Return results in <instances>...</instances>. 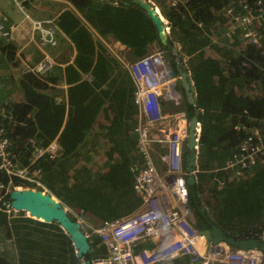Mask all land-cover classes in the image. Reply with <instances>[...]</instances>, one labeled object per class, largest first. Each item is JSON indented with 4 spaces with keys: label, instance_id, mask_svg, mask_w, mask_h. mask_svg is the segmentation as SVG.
Returning a JSON list of instances; mask_svg holds the SVG:
<instances>
[{
    "label": "trees",
    "instance_id": "obj_1",
    "mask_svg": "<svg viewBox=\"0 0 264 264\" xmlns=\"http://www.w3.org/2000/svg\"><path fill=\"white\" fill-rule=\"evenodd\" d=\"M67 1L76 12L64 10L56 24L69 39L65 49L68 52L70 48L73 59L44 76L32 72L14 76L10 68L16 65V46L2 40L0 109L4 108L6 114L3 125L8 149L17 163L27 166L35 150H44L31 163L30 171L38 170L37 179L71 209V218L98 225L130 213L139 204L131 170L138 154L129 74L102 43L95 42L91 29L102 37L111 35L124 45L142 39L135 55L146 52L157 38L151 19L133 1ZM255 1L182 0L171 5V0H153L168 21L169 33L163 47L170 66L178 75L181 71L188 77L189 73L195 93L192 102L188 96L184 98L188 116L196 114L201 125V167L199 164L196 181L187 184L188 206L196 226L199 230L210 228L211 221H216L224 236L258 239L264 254V158L231 180L222 170L210 171L217 167L215 164L204 166L202 161L207 155L219 162L218 146L224 157L229 155L250 131L252 119L259 121L264 135V36L259 46L248 43L239 33L227 38L224 24L229 20L228 8L251 6ZM145 34L152 37H141ZM41 56L36 52L32 63ZM56 78L67 84L66 101L57 102L44 91L47 85L42 80ZM110 100L115 115L108 111L103 114ZM235 122L246 128L235 129ZM112 126L113 133L108 130ZM51 142L57 144V154L45 151ZM108 146L111 151L107 154ZM104 150L107 159L93 167L94 157L102 156ZM188 153L185 147V155ZM215 177L223 180L221 186ZM103 178L121 190L124 205L86 209L89 200L84 194ZM12 185L37 187L31 181L22 183L17 179L9 184L8 175L0 169L1 200L8 199L6 189ZM205 190L214 202L211 211L204 207L210 202L200 200ZM88 240L90 253L78 258L58 226L12 218L4 207L0 209V264H85L91 253L103 250L97 235H89ZM165 264L190 262L183 256Z\"/></svg>",
    "mask_w": 264,
    "mask_h": 264
},
{
    "label": "built area",
    "instance_id": "obj_2",
    "mask_svg": "<svg viewBox=\"0 0 264 264\" xmlns=\"http://www.w3.org/2000/svg\"><path fill=\"white\" fill-rule=\"evenodd\" d=\"M13 0L19 10L23 2ZM176 1L171 0V5ZM226 11L232 27L242 31L244 39L253 45H260L264 36V0H256L253 5L239 4ZM25 18L32 29L52 34L43 28L45 20H36L29 13ZM14 25L0 21V37L12 40ZM49 42L54 43L53 38ZM125 60V63H124ZM161 44L153 41L146 52L127 55L123 58L134 83L131 103L137 116L135 128L138 156L132 164L134 189L139 196V204L128 214L113 220H106L90 229V235H97L103 245L101 252L90 255L91 264H165L186 256L190 264H264V254L257 249H231L227 245H209L192 221L188 206L187 177L199 172L200 167L187 171L183 166V147L188 136L189 116L186 102L181 94L180 76L174 71ZM49 61L26 68L24 72L43 73L49 69ZM189 80V73L187 72ZM192 84L191 80H189ZM190 84V85H191ZM193 94L194 91H192ZM4 108L0 109V169L8 176H17L44 187L29 174L30 169L17 163L15 155L8 149L3 119ZM237 130L246 128L237 122ZM250 131L239 141L232 157L224 165L210 171H230L234 176L264 158V136L261 125L251 120ZM193 147L195 160L199 153V135ZM58 146L51 143L45 151L56 153ZM44 150L34 153L38 158ZM38 172V170H35ZM219 186L223 180L214 178ZM14 187V186H13ZM0 197V205H1ZM80 221V220H79ZM84 222V221H81Z\"/></svg>",
    "mask_w": 264,
    "mask_h": 264
},
{
    "label": "water",
    "instance_id": "obj_3",
    "mask_svg": "<svg viewBox=\"0 0 264 264\" xmlns=\"http://www.w3.org/2000/svg\"><path fill=\"white\" fill-rule=\"evenodd\" d=\"M130 1H133L141 9H143L146 15L151 19L155 27V34L157 38L156 43L164 45L167 41V33H168L167 19H165V17L161 15V13L156 9V6H154L153 3H151L149 0H130ZM125 3L128 4L129 1H125ZM0 21H2L3 23L6 22L5 19H3V17L0 18ZM5 24L8 25L7 23ZM224 24H226L225 35L227 38H232L233 34L235 33H239V34L242 33V31L239 28L232 27L231 20H228ZM217 26L219 27V25ZM241 38H244L242 34H241ZM7 41L10 42L9 40ZM169 64L170 62H168V65ZM32 73H36V72H32ZM37 75L40 74L37 73ZM186 78H187L186 75L184 73H181L180 79L184 83V87L188 90L187 95L189 101L192 102L194 99V94L192 92L193 89L191 88V85L189 86V84H187L188 82ZM189 80L191 79L189 78ZM199 123L200 122L196 114L192 115L189 118L188 136L185 141V146L186 149L191 153L186 156L187 165L189 166V168H187V171L192 170L195 167V166L193 167V165L197 164V160H195L192 151L196 143L195 131ZM233 153H235L234 150L224 158L222 165H219L217 167L218 168L222 167L226 159L232 157ZM28 166H30V164ZM225 173H227L228 178L230 180L234 178L232 172L225 171ZM193 181H194V177L192 175L187 177V184H191ZM17 186L20 187H16V186L7 187L6 191L8 193V199L2 200L0 209L4 207L6 213L10 215H14L15 218H19L20 215H23L26 218L34 219L41 223L58 226L60 230L67 235L68 240L71 242L75 250L76 257L82 258L86 253H90L91 251L90 243L88 240V236L85 232L84 226L78 220H75L70 217L68 212L69 208L65 206L59 198H57L48 189L47 190L44 189V187L37 186L34 188H30L22 185H17ZM200 234L206 238L209 245L211 244V245L222 246L225 244L227 246H233L237 248L239 247L243 249H257V250H259L260 248L258 239L254 237L245 238V239H235L232 236H224L220 228L216 226H212L211 228H207V229H200ZM216 263H220V262H214V263L209 262L208 264H216ZM85 264H91L90 259H86Z\"/></svg>",
    "mask_w": 264,
    "mask_h": 264
},
{
    "label": "crops",
    "instance_id": "obj_4",
    "mask_svg": "<svg viewBox=\"0 0 264 264\" xmlns=\"http://www.w3.org/2000/svg\"><path fill=\"white\" fill-rule=\"evenodd\" d=\"M149 1L151 3H153V5L156 6V8L159 10L158 6L153 2V0H149ZM33 4H34V6L31 3H27L24 6L25 9L28 12L31 10V12H29V13H31V17H34L36 19V16H37V18L40 17V18L50 19L52 25H54V19L64 9H71V10L76 12L74 7L68 1H65V0H34ZM42 11L47 12V14L42 15L40 13ZM1 17H3V19H5V21H6L5 23H7L8 25L12 24V23H15V24L17 23L16 27L13 30L14 33L12 32V37L15 40L14 41L12 39V41H13L14 45L16 46V52H15V57L16 58L15 59L18 58V52L21 49V47H24V52H27V56H28V53H29V57L30 58H31V56L33 58V56H34V54L36 52L41 53V55H42L41 58L39 59V61L42 60L44 57L46 58L47 53L45 52V48H43V45L45 44L44 41L43 40H39L40 44L37 43V40L35 39V37H33L34 33L30 32V27H29V24L27 23L28 20L25 18V15H23V12L21 10L17 9L16 7L14 8L13 6L11 7L6 0H0V18ZM91 32H92V35L94 37L95 42L102 43V45L105 46L107 48V50L112 53V55L115 57V59L119 62L120 66L123 67V69H125V68L123 66L122 58L126 59L127 55H135L136 52H137V47L136 46L141 45V42L143 41L142 39H140V40L137 39L136 41H134L130 45H124V44L120 43L119 41L115 40L113 38V36H111V35H108L106 37H102L93 29H91ZM37 35L38 34L35 33L34 36H37ZM146 36H149L151 38L152 34L151 35L145 34V35H143L141 37H146ZM57 39L59 40V42H63V45L68 46L69 39L67 38L66 35H64V33L60 32L58 30H57ZM22 42H24V43H22ZM59 42H58V45H59ZM0 43H2V40H0ZM20 45H23V46H20ZM35 45H37V48L35 47ZM18 46H20V48H18ZM64 49H63V55L65 56L64 57L65 62H63L64 60L62 61L60 58H59L60 60L53 59V60H55V62L52 61V62H54V66L53 67L59 66V67L63 68L65 63L70 62L73 59L72 51L70 50V48H69L68 52H67L66 49L65 50ZM21 51H22V49H21ZM21 54H23V51H22ZM118 56L121 58V60L118 58ZM32 64H35V63H32ZM32 66H34V65H32ZM127 73H128V71H127ZM129 77H130V75H129ZM58 78L42 80L47 85L45 87L44 91L48 95L53 96V98L57 102L66 101V99H67V91H66L67 84L65 83L64 80H62V78L61 79H58ZM130 80H131L132 84H131V90L129 91V94H131L132 90L134 89V83H133V80L131 79V77H130ZM186 80L188 82V79H186ZM187 84H189V86H190V83H187ZM179 85H180L181 94L183 96L187 97L188 96L187 95V91L188 90L184 87V83L181 81V79H180V84ZM114 109H115V107H114V105L112 103V100H110L107 103V105L104 107L103 114H105L108 111L110 114L115 115V114H113L114 111H115ZM132 112H133L132 113V118L136 119V124H137V116H136V112H135L134 107L132 108ZM103 114H102V116H103ZM135 128H136V126L134 127V131H135ZM51 143H55V142H51ZM185 147L186 146L184 144V147H183L184 154L182 153V157H183L184 169L187 170V168H189V166L187 165L186 156L188 154H190L191 152L189 151V153L185 155ZM221 149H222L221 146H218L217 149H216V150H219V153H217V154H219V158H220L219 162L217 160L211 158V157H207V155H206V156L203 157L204 160H202L204 166H211L212 163L215 164V166L222 165L225 157L222 155V152L220 151ZM47 153H49V152H47ZM135 153H137V146L135 148ZM192 153H193V151H192ZM49 154H51V153H49ZM55 154H57V153H55ZM198 158H199V155H198V157L196 159L197 160V164L196 165L199 166L200 161H198ZM194 166H195V164L193 165V167ZM200 167H201V164H200ZM197 173L194 176L192 175L194 177V181L192 183H194L196 181V177L199 174V173L198 174ZM46 190H47V188H46ZM200 200H201V202L210 201L209 206H212L214 204L212 197H210V194L207 193L206 190L200 195ZM204 207L206 208V206H204ZM191 214H192V221L196 225L195 218L193 216L192 211H191ZM215 223H217V222L216 221H211V227L212 226H216V227L220 228V230L223 232L221 227L219 225L215 224ZM205 229H207V228H205ZM248 238H250V237H248ZM262 238L264 239V230L262 232ZM243 239H245V238H243ZM230 247L232 249H238L237 247H233V246H230ZM216 264H220V263H216Z\"/></svg>",
    "mask_w": 264,
    "mask_h": 264
},
{
    "label": "rangeland",
    "instance_id": "obj_5",
    "mask_svg": "<svg viewBox=\"0 0 264 264\" xmlns=\"http://www.w3.org/2000/svg\"><path fill=\"white\" fill-rule=\"evenodd\" d=\"M7 2H8V4L12 7H16L17 9H19L18 8V6H16L15 4H14V2H13V0H6ZM65 1H67V0H65ZM33 2H34V0H30V1H24L23 2V10L24 11H22L23 12V15L25 14V13H29V12H31V10L28 12L26 9H25V4H27V3H31L33 6H34V4H33ZM69 2V1H68ZM32 7V6H31ZM64 10H66V9H64ZM63 10V11H64ZM62 11V12H63ZM42 15H45V14H47V12H45V11H42V12H40ZM161 13V12H160ZM30 14V16H31V13H29ZM59 16V15H58ZM57 16V17H58ZM57 17L54 19V25H52L51 24V20L50 19H47V18H40V17H38L37 18V16H36V20L38 21V20H45V22L43 23V28H45L46 30L47 29H51L53 32H52V34H49V33H45V32H40L38 29H36V28H33L32 29V26H31V24L29 23V22H27L28 24H29V27H30V32L31 33H34L33 34V37H35V39L37 40V43L38 44H40L39 43V40H43L44 41V45H43V48H45V52L47 53V55H46V58L44 57H42L43 59L41 60V61H43V60H46V61H49L50 62V64H49V69H47L46 71H44L43 73H39L41 76H44V75H47L52 69H53V66H54V62H55V60H64V55H63V49L65 48V45H63V42H59V40L57 39V30L58 31H60V32H62L60 29H59V27L57 26V24H56V20H57ZM34 18V17H33ZM17 24V23H16ZM16 24L15 23H12V25H14V27H16ZM14 33V32H13ZM35 33H37L38 35L37 36H34L35 35ZM40 33V34H39ZM63 33V32H62ZM53 38V40H54V43H51V42H49V39L50 38ZM0 40H4V39H2L1 37H0ZM14 40V39H13ZM4 41H7V40H4ZM9 41H11V42H13L12 40H9ZM15 41V40H14ZM8 42V41H7ZM58 42H59V45H58ZM22 43H24V42H22ZM31 43V42H30ZM29 43V44H30ZM145 45H146V43H144V46H143V49H144V47H145ZM162 45V44H161ZM20 46H23V45H20ZM20 46H18V48H20ZM35 47L37 48V45H35ZM64 47V48H63ZM21 49H22V51H23V54H21L22 53V51H21ZM21 49L19 50V52H18V58H17V60H16V65L15 66H13L12 65V67L10 68V71H11V73L12 74H14V76H17V75H20V74H23V72L24 71H26V68L28 67H30V66H32V65H35V64H32L31 62H32V56H31V58L29 57V53H28V56H27V52H24V47H21ZM147 49H148V47H147ZM165 50V49H164ZM137 53V52H136ZM165 53H166V55H167V51H165ZM34 54V53H33ZM63 55V56H62ZM62 56V57H61ZM30 58V59H29ZM60 58V59H59ZM118 58L121 60V58L118 56ZM168 58V57H167ZM53 59H55V60H53ZM122 60H123V58H122ZM52 61H54V62H52ZM126 71V70H125ZM37 73V72H36ZM180 74H181V71H180ZM188 83H190V81L188 80ZM191 84V83H190ZM111 133H113V131H115L114 129H113V126L112 127H110L109 129H108ZM113 130V131H112ZM110 132H109V134H110ZM108 134V135H109ZM109 147V146H108ZM106 148V150H107V154L108 153H110V151H111V149H110V147L109 148ZM106 150H104V152H103V154H102V156H100V157H98V156H96V157H94V159H93V161H94V163H91L92 165H93V167H95V168H97V167H99V164L101 163H104L105 162V160L107 159L106 158ZM36 151V150H35ZM34 151V152H35ZM100 154V153H99ZM198 155H199V153H198ZM114 157V156H113ZM37 159V157H36V154L35 153H33V155H32V162L33 161H35ZM31 162V163H32ZM31 163H29L30 165H31ZM90 165V164H89ZM131 170H132V165H131ZM36 173V174H35ZM29 174H35V176L37 177L38 176V172L37 171H29ZM9 177V184H13V179H17L18 181H20V182H22V180L21 179H23V178H21V177H15V176H12V177H10V176H8ZM24 180V179H23ZM27 182V181H26ZM108 182H109V184H108ZM12 187H13V185H12ZM15 187V186H14ZM16 187H20V186H17L16 185ZM207 186H205V188H206ZM44 189H46L45 187H44ZM48 192V191H47ZM84 198H87L88 200H89V203H87V205L85 206V208L86 209H91V208H99V209H107V208H109L110 206H112V207H114V208H119V207H121V206H123L124 205V203H125V198H124V196L122 195V193H121V190L119 189V188H117L114 184H112V182L111 181H109V180H107V178H103L102 179V181H96L95 182V184L94 185H92V186H90V187H88V190H87V194H84ZM207 202H210V201H207ZM206 206V208L208 209V210H211L212 209V207L213 206H208V205H205ZM84 208V209H85ZM68 211H71V209H68ZM72 212V211H71ZM73 213V212H72ZM75 215V214H74ZM8 216L9 217H12V218H15V216L14 215H10V214H8ZM21 218H25L26 219V217H24L23 215H20V217H19V219H21ZM77 219L76 220H80L79 222L84 226V228H85V232H86V234H87V236H89L90 235V229L92 228V227H94V226H97V225H91V224H88L87 222H81V221H83V219H81V218H79V217H76ZM99 225V224H98Z\"/></svg>",
    "mask_w": 264,
    "mask_h": 264
},
{
    "label": "bare ground",
    "instance_id": "obj_6",
    "mask_svg": "<svg viewBox=\"0 0 264 264\" xmlns=\"http://www.w3.org/2000/svg\"><path fill=\"white\" fill-rule=\"evenodd\" d=\"M157 9V8H156ZM158 10V9H157ZM159 11V10H158ZM160 12V11H159ZM162 15V14H161ZM167 31H168V33H169V26H168V28H167ZM167 33V34H168ZM41 62V60L40 61H38V63H40ZM37 62H36V64L35 65H37L38 64ZM124 63H125V60H124ZM124 65V64H123ZM125 66V65H124ZM124 70H127L126 69V67H125V69ZM200 131H201V125H200V123L197 125V127H196V136H198L199 134H200ZM230 247V246H229ZM231 248V247H230ZM232 249V248H231ZM238 249H243V248H239L238 247Z\"/></svg>",
    "mask_w": 264,
    "mask_h": 264
},
{
    "label": "clouds",
    "instance_id": "obj_7",
    "mask_svg": "<svg viewBox=\"0 0 264 264\" xmlns=\"http://www.w3.org/2000/svg\"><path fill=\"white\" fill-rule=\"evenodd\" d=\"M190 118V117H189ZM200 135V134H199ZM193 153H194V151H193Z\"/></svg>",
    "mask_w": 264,
    "mask_h": 264
}]
</instances>
